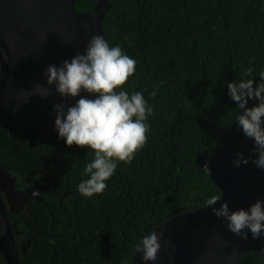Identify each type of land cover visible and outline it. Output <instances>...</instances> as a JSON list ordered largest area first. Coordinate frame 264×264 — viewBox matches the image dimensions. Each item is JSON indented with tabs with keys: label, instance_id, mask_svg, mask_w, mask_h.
Returning <instances> with one entry per match:
<instances>
[{
	"label": "trees",
	"instance_id": "trees-1",
	"mask_svg": "<svg viewBox=\"0 0 264 264\" xmlns=\"http://www.w3.org/2000/svg\"><path fill=\"white\" fill-rule=\"evenodd\" d=\"M100 1L75 0L74 6L91 12ZM106 1L103 37L136 61L120 90L141 92L153 108L148 140L130 164L117 165L102 194L88 198L77 187L87 179L90 149L68 147L58 134L30 147L0 126V165L17 182L43 185L40 200L9 212L19 230L21 264H129L135 244L156 226L199 208L213 215L205 206L213 195L225 202L195 158L241 142L227 82L252 68L248 78L259 83L264 0ZM240 259L264 264V250H244ZM0 264H7L1 253Z\"/></svg>",
	"mask_w": 264,
	"mask_h": 264
},
{
	"label": "water",
	"instance_id": "water-1",
	"mask_svg": "<svg viewBox=\"0 0 264 264\" xmlns=\"http://www.w3.org/2000/svg\"><path fill=\"white\" fill-rule=\"evenodd\" d=\"M74 2L0 0V126L24 136L30 147L57 134L53 105L63 102L70 106L79 97L65 99L53 92L47 99L32 96L24 103L20 89L30 90L37 83L48 87L44 72L49 64L59 66L77 52L82 54L91 35H103L100 20L108 2L101 0L91 12H78ZM85 23H90L91 29L86 31ZM81 95L88 96L84 92ZM252 147V141L243 135L236 148L225 149L220 155L200 153L195 158L202 168L206 162L210 165L211 173H206L222 191L230 210L247 209L257 199L264 200V170L251 162L239 168L231 163L237 152L248 156ZM161 230L164 239L175 246L174 260L170 262L162 250L156 264H241L242 251L264 250V238L254 240L249 235L247 240H240L226 229L222 219L205 208L173 216L152 231ZM20 248L0 193V253L7 264H21ZM233 248L237 257L228 261L225 257ZM129 264H143L140 255L134 252Z\"/></svg>",
	"mask_w": 264,
	"mask_h": 264
},
{
	"label": "clouds",
	"instance_id": "clouds-1",
	"mask_svg": "<svg viewBox=\"0 0 264 264\" xmlns=\"http://www.w3.org/2000/svg\"><path fill=\"white\" fill-rule=\"evenodd\" d=\"M91 27L90 23L84 24L86 31ZM135 70L136 61L119 45L110 46L103 35L93 34L82 54L77 52L59 66H47L44 76L48 87L37 83L30 90L20 89L19 94L24 103L32 96L47 99L53 92L65 99L79 97L70 106L63 102L53 105L54 131L68 147L75 145L92 152V158L84 168L87 179L82 180L77 187L84 197L102 194L108 186L106 181L114 175L117 165L121 162L130 164L147 143L150 130L147 121L153 114V108L141 92L129 94L120 90L135 74ZM252 71V68H248L241 73L238 81L227 82L228 95L239 109L235 117L236 125L244 137L253 143L248 156L237 152L231 163L233 167L239 168L251 162L256 168L264 170V71L259 73L258 84L255 78H248ZM82 92L94 98L89 99L81 95ZM249 101H253L252 106H249ZM203 168L205 172L211 173L207 162ZM28 180L19 182L18 186L8 185L9 191L5 190V195L1 194L8 215L9 212H21L29 206L31 199L40 200L41 190L38 189H34L33 198L19 194L24 191L23 184L31 183ZM33 185L40 189L43 186L36 180ZM2 186L0 193L5 189ZM220 201L219 195H213L205 201V206L212 208L213 215L222 219L230 233L240 240H247L249 235L254 240L264 238V200L257 199L247 209L236 210H230L227 201ZM217 204L219 207H215ZM162 250L167 252L170 262L174 260L175 246L164 239L163 230L149 232L134 246L143 264H156ZM236 257L237 250L233 248L225 259L232 261Z\"/></svg>",
	"mask_w": 264,
	"mask_h": 264
},
{
	"label": "flooded vegetation",
	"instance_id": "flooded-vegetation-1",
	"mask_svg": "<svg viewBox=\"0 0 264 264\" xmlns=\"http://www.w3.org/2000/svg\"><path fill=\"white\" fill-rule=\"evenodd\" d=\"M28 183L29 182H27V185L23 184L24 191H22V193H19V194L22 195L23 197H27V195H28L31 198H33V195L35 194V190L34 189H38V190H41V189L38 188L37 186L35 187L33 185V182H31L30 184H28ZM0 185H3L2 187L5 188V189H3L1 191L2 195H5L4 194L5 190L9 191L8 185H15V186L19 185V182H16L15 177L12 174H10L9 171L6 168H4L3 166H1V165H0ZM23 200L24 199H22L20 201H23ZM24 205L25 204H23L22 206H24ZM11 225H12L13 235H15V233H19V230L17 228H15V220L12 221ZM14 238H15V236H14Z\"/></svg>",
	"mask_w": 264,
	"mask_h": 264
}]
</instances>
